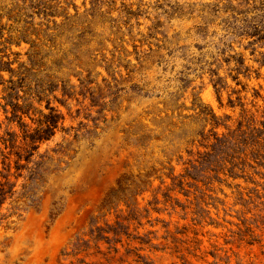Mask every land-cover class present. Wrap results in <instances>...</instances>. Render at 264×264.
<instances>
[{
  "label": "rangeland",
  "instance_id": "obj_1",
  "mask_svg": "<svg viewBox=\"0 0 264 264\" xmlns=\"http://www.w3.org/2000/svg\"><path fill=\"white\" fill-rule=\"evenodd\" d=\"M245 1L235 0L233 6L248 12L244 17H264V0H254L250 11H245ZM58 2L74 15L73 5L84 14L95 0ZM101 3L113 20H125L127 16L120 13L124 5L139 14L132 21L138 41L139 33L147 34L149 27L159 23L158 37L168 36L164 47L174 53L169 56L161 51L140 65L129 43L123 64L130 62L132 73L114 68L108 72L105 63L96 64L91 76L95 84L86 88L80 87L68 68L60 74L76 89L71 98H63L60 92L55 94L57 101L51 97L52 106L64 119L52 139L37 145L29 162L17 164L14 152L0 149L5 155L0 154V184L12 191L0 205V221L4 218L0 264H264L263 168L248 170L245 180L222 176L218 182L212 175L204 181L207 186L197 184L198 193L186 188L192 193L190 199L171 191L174 180L185 174L184 164L204 152L198 135H207L211 129L199 119L194 104L212 110L232 129L242 119L263 120L264 67L254 62L251 50H244L247 42L241 46L239 39L226 37L223 22L231 15L225 12L229 4L223 5L222 0ZM181 10L184 16L179 15ZM98 25V33L114 39L109 21ZM202 27L208 29L207 39L198 36ZM123 33L127 35L126 26H122ZM125 41H130L128 36ZM196 42L202 52L195 48ZM231 43L245 56L246 64L258 70L259 80L253 73L251 81L242 77L238 86L228 76L218 49ZM106 45L110 60L114 46ZM137 46L138 55L150 52L148 46L141 47L139 42ZM255 49L261 61L264 42ZM28 50L27 45L13 47L20 54L14 70L26 62ZM157 57H164L166 63L158 65L162 60ZM210 69L228 82L229 88L220 96ZM0 75L10 79L8 73ZM115 85L121 90L118 95ZM254 89L261 98H254ZM3 90L0 86V98ZM36 107L49 113L45 103ZM5 120L0 109V122ZM25 121L36 128L30 118ZM5 130L4 125L0 134ZM192 174L204 180L201 173Z\"/></svg>",
  "mask_w": 264,
  "mask_h": 264
},
{
  "label": "trees",
  "instance_id": "obj_2",
  "mask_svg": "<svg viewBox=\"0 0 264 264\" xmlns=\"http://www.w3.org/2000/svg\"><path fill=\"white\" fill-rule=\"evenodd\" d=\"M9 1L10 4H7L5 0H0V74L5 72L10 75L9 80H5L0 75V86L4 87L3 97L0 98V109L6 116L5 123L0 122V129H3L4 125L6 127L4 134H0V149L4 147V150L14 152L17 164L22 161L29 162L38 149L37 145L50 141L64 120L61 113L52 106L51 97L54 96L57 101L55 96L57 92H60L63 98L74 96L75 86L70 87L68 79L60 77V74L67 68L75 73L80 87L86 88V84H95L91 76L92 70L97 68L96 64L105 63L108 72L109 69L114 68L132 73L130 62L123 64L129 55L126 48L129 43L133 44L140 65L153 58V54L158 55L161 51L166 50L169 56L174 53V50L170 51L164 47V42L169 43L168 36L162 35V40L159 39V23L149 27L147 34L139 33L141 39L138 41L133 33L132 21L138 20L139 14L125 5L124 10L120 11L127 16L125 20H123L124 17L120 20L119 18L113 20L107 17L111 12L103 11L101 0L92 2L90 11L84 14H81L78 7L73 5L74 15H70L68 9L64 8L58 0ZM233 1L235 0H222L223 5L225 2L229 4L225 12L231 14L223 22L226 37L232 36L239 39L241 46H243L242 42H247L243 46L244 50H251V57L256 58L254 62L260 64V68L264 67V54L259 55L262 58L260 61L256 57L255 49L258 43L264 42V17H244L248 12L239 11L233 6ZM244 3L245 11L246 9L250 11V7H254L256 1L246 0ZM261 5H264L263 1ZM66 6L69 4L66 3ZM216 8L219 9L218 6ZM254 8L253 10L256 11ZM218 11L215 10V12ZM179 15L184 16L182 10ZM106 21H109L112 26L114 39L107 40L103 33L97 31L98 24L104 26ZM122 26H126L127 35L125 33L120 35ZM238 26L240 28H237ZM127 36L130 39L129 42L125 41ZM198 36L207 39L208 29L202 27ZM108 42L114 46V50L110 51L112 55L110 60L106 57V53L109 52L106 45ZM138 42L141 47L148 46L150 52L138 55ZM23 45L29 46L25 54L27 60L20 63L16 71L13 69V63L18 62L20 54L14 53L13 47L21 48ZM223 45L224 49H218V58L222 64L228 66L227 73L232 81L239 86L242 77L251 81L253 73H257V80L261 78L258 70L254 72V68L246 64L245 56L236 52L233 47L234 43ZM153 46L156 50H153ZM195 48L199 52L203 50L198 42ZM11 56H15L16 60L12 62ZM98 58L101 61H98ZM157 58L162 60L158 62V65L166 63L164 57ZM192 60L196 59L192 57ZM78 69L80 72L76 73ZM209 72L216 78L211 82L217 95L220 96L221 92L229 88L228 82L220 78L218 71L210 69ZM83 73H86L84 80ZM103 81L106 82L105 79ZM118 83L115 80V84ZM114 88H116L115 95H118L121 90L117 89L116 85ZM253 91L254 98H261L257 90ZM93 94L96 92L94 91ZM44 103L46 110L49 111L48 114L36 107ZM193 107L198 110L199 119L211 126V129L207 135L204 133L198 135V138L202 139L198 142L199 148L204 152H199L194 160L184 164L185 174L174 180L171 191L178 190L179 194L190 199L192 193L186 188L195 189L198 193L200 189L197 184L207 186L204 181H210L212 175L215 176L213 179L218 182H221L222 176L232 180H245L244 177L248 170L264 169V113L263 120L242 119L232 129L227 123H222L212 110L196 104ZM27 118L33 121L36 128L32 129L28 126L25 121ZM16 128L20 130L21 135L18 134ZM220 128H224L226 133L219 134ZM0 154L5 158L4 152L0 151ZM195 172L201 173L204 180H199L192 174ZM8 189L7 185L0 184L1 206L5 198L12 193ZM119 189L122 190L121 185ZM203 196L205 197V194ZM1 220L4 221V218Z\"/></svg>",
  "mask_w": 264,
  "mask_h": 264
}]
</instances>
